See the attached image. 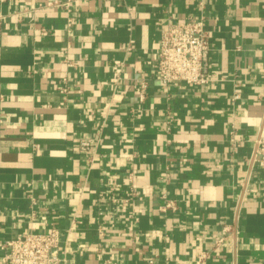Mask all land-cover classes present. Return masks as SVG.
Instances as JSON below:
<instances>
[{
    "label": "crops",
    "instance_id": "crops-1",
    "mask_svg": "<svg viewBox=\"0 0 264 264\" xmlns=\"http://www.w3.org/2000/svg\"><path fill=\"white\" fill-rule=\"evenodd\" d=\"M53 1L0 0V257L57 227L61 264H264V0ZM201 16L210 80L165 84L163 29Z\"/></svg>",
    "mask_w": 264,
    "mask_h": 264
},
{
    "label": "built area",
    "instance_id": "built-area-1",
    "mask_svg": "<svg viewBox=\"0 0 264 264\" xmlns=\"http://www.w3.org/2000/svg\"><path fill=\"white\" fill-rule=\"evenodd\" d=\"M72 2L73 0H55L49 4L62 5L70 12ZM68 20V27H71L73 20L71 17ZM42 33L47 34L48 30L44 28ZM157 69L161 81L167 85L179 82L201 85L210 80V37L204 16L171 21L166 25L162 31ZM146 88L147 82L143 81L140 90L142 99L145 97ZM59 89L62 92L67 91L65 82L59 86ZM90 146V140H82L83 149H88ZM252 164L264 169V130L256 138ZM166 175L168 176V173ZM137 196H139L138 189L131 186L127 196L120 198L113 193L111 200L127 203L134 201ZM162 197L166 202L161 209L176 208L175 202L168 198L166 192L162 193ZM134 217L138 219L136 215ZM225 238H219L217 243L221 244ZM60 243L61 233L57 227L46 232L21 234L1 244L4 253L0 257V262L3 264H61ZM201 257L203 256H199L200 260H202ZM154 262V259H150V263Z\"/></svg>",
    "mask_w": 264,
    "mask_h": 264
}]
</instances>
